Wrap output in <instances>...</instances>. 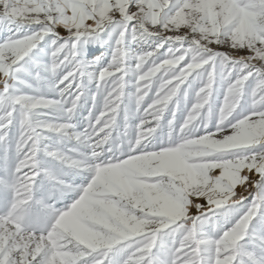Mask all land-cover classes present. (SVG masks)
Here are the masks:
<instances>
[{"label": "snow or ice", "instance_id": "obj_1", "mask_svg": "<svg viewBox=\"0 0 264 264\" xmlns=\"http://www.w3.org/2000/svg\"><path fill=\"white\" fill-rule=\"evenodd\" d=\"M0 264H264V0H0Z\"/></svg>", "mask_w": 264, "mask_h": 264}]
</instances>
